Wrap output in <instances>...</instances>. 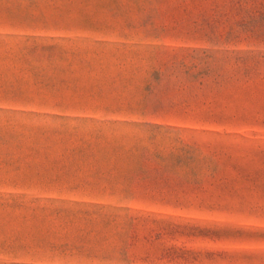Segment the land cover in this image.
I'll list each match as a JSON object with an SVG mask.
<instances>
[{
    "label": "rangeland",
    "instance_id": "374dc122",
    "mask_svg": "<svg viewBox=\"0 0 264 264\" xmlns=\"http://www.w3.org/2000/svg\"><path fill=\"white\" fill-rule=\"evenodd\" d=\"M0 264H264V0H0Z\"/></svg>",
    "mask_w": 264,
    "mask_h": 264
}]
</instances>
